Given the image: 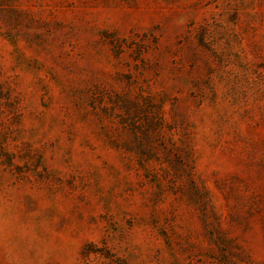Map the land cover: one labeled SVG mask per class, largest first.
<instances>
[{
    "label": "rangeland",
    "instance_id": "1",
    "mask_svg": "<svg viewBox=\"0 0 264 264\" xmlns=\"http://www.w3.org/2000/svg\"><path fill=\"white\" fill-rule=\"evenodd\" d=\"M0 264H264V0H0Z\"/></svg>",
    "mask_w": 264,
    "mask_h": 264
}]
</instances>
